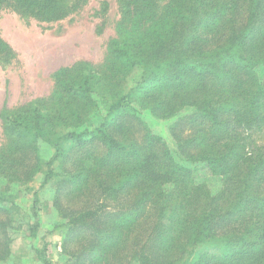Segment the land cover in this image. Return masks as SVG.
Listing matches in <instances>:
<instances>
[{
    "label": "trees",
    "instance_id": "16d2710c",
    "mask_svg": "<svg viewBox=\"0 0 264 264\" xmlns=\"http://www.w3.org/2000/svg\"><path fill=\"white\" fill-rule=\"evenodd\" d=\"M86 1L0 0V9L52 21ZM117 1V36L99 67H62L49 95L0 109V176L29 181L38 141L54 146L42 184L60 160L53 205L66 219L65 264H264V0ZM12 54L0 35V55ZM139 109L179 115L174 150ZM202 169L218 178L214 189ZM6 209L0 261L10 253Z\"/></svg>",
    "mask_w": 264,
    "mask_h": 264
},
{
    "label": "rangeland",
    "instance_id": "374dc122",
    "mask_svg": "<svg viewBox=\"0 0 264 264\" xmlns=\"http://www.w3.org/2000/svg\"><path fill=\"white\" fill-rule=\"evenodd\" d=\"M166 1L158 0V4ZM119 18L117 0H87L65 17L52 21L20 14L10 7L1 8L0 35L9 43L13 54L0 55V109L17 107L49 95L55 73L62 67L79 61L99 67L105 59L108 41L117 36ZM256 70L260 78L264 76L261 66ZM139 74L138 67L133 69L125 90L133 86ZM100 105L103 104L100 102ZM102 113L99 109L90 117L98 122ZM139 115L152 133L162 136L168 146L175 149L169 126L179 115L159 118L145 109H139ZM3 141L0 121V144ZM257 142H264V138L258 136ZM38 151L41 168L29 181L7 182L0 176V205L7 208L3 216L12 219L8 227L10 253L0 264H65L67 261L62 250L66 219L53 205L56 183L62 176L60 160L53 162L59 173L42 184L48 168L46 163L53 157L55 148L41 139ZM87 161L88 158H84L82 163ZM217 179L205 169L199 172V180H206L211 189L219 184ZM131 264L139 262L134 259Z\"/></svg>",
    "mask_w": 264,
    "mask_h": 264
}]
</instances>
